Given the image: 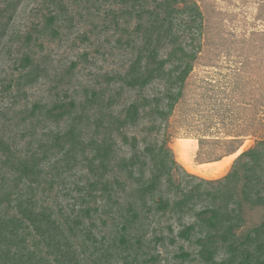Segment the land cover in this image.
I'll return each mask as SVG.
<instances>
[{"label": "rangeland", "instance_id": "374dc122", "mask_svg": "<svg viewBox=\"0 0 264 264\" xmlns=\"http://www.w3.org/2000/svg\"><path fill=\"white\" fill-rule=\"evenodd\" d=\"M190 1L188 10H169L174 11V32L181 36L187 54L185 59L195 58L182 100L167 120L144 114L136 125L127 126L123 134L131 141L137 139L141 153L146 147L167 143L179 165L178 179L185 182L188 173L212 181L224 178L237 158L256 145V137L244 136L243 145L235 154L220 158L218 156L227 148L212 140L234 133L246 134V121L264 113V0ZM141 2L0 0V9L11 6L5 14L7 19L0 20L2 25L8 23L5 36L0 39V139L10 143L22 157L34 151L43 154L49 147L59 144L55 139L60 135L73 127L78 131L81 148L71 157L68 167L63 168L66 154L57 146L46 156L47 180H42L38 198L60 215L70 217L79 213L81 207L92 210L100 206V212L94 214L95 223L88 217L84 219L85 224L92 227L91 236L82 233L76 240L85 264H101L103 258L108 264L124 263L126 248L119 240L125 235L121 228L125 218L131 222L127 226V233L131 235L128 240L135 248L129 252L131 258L139 259L138 264H206L199 255L201 246L197 240L201 235H194L192 241L179 236L196 217L181 219L176 214L159 210L155 204L160 198H175L167 183L154 200L148 198L146 206H142L138 194L140 183L134 179L140 177L141 165L134 169V178H130L122 163L126 164L133 157L134 150L131 142H123L121 134H113L116 153L112 172L107 176L113 198L105 196L102 199V190L94 193V199L88 194L89 183L98 177H89L87 159L94 153H84L83 149L87 151L86 145L91 140L100 142L107 135V124L101 123L104 113L110 109L109 101L113 99L110 112L123 116V111L141 96L151 101L167 95V85L161 81L140 93L122 90V83L112 80L126 73L136 58L135 48L143 44L144 37L137 33L142 20L135 12L140 9ZM159 2L147 0L148 11L159 10ZM59 8L66 12L61 14L53 29L47 27L46 20ZM109 11L119 14L120 27L111 26L110 19L105 23ZM159 11L166 16V10ZM8 17H11L9 22ZM143 19L147 23L148 14ZM28 34H32L31 41ZM170 50L169 44L164 46L160 50L162 57ZM28 57L30 62H26ZM26 64L29 66L25 67ZM92 93L96 94L95 101L88 103ZM71 102L76 104L72 115L60 122L47 120L48 111ZM250 103L255 111L247 110ZM36 105L41 107L38 112H34ZM202 137L208 141L201 148L199 138ZM3 158L0 156V166L4 165ZM12 170L4 166L0 175L12 177ZM151 171L149 166L146 178ZM7 184L14 183L8 181ZM25 185L23 183L22 189ZM137 203L138 216L132 220L130 205ZM263 218V207L248 211L249 228ZM88 237L90 240L84 244ZM228 257L222 249L215 261L230 264L223 262Z\"/></svg>", "mask_w": 264, "mask_h": 264}, {"label": "trees", "instance_id": "16d2710c", "mask_svg": "<svg viewBox=\"0 0 264 264\" xmlns=\"http://www.w3.org/2000/svg\"><path fill=\"white\" fill-rule=\"evenodd\" d=\"M138 1H142L141 6L135 12L138 13L137 16L142 22L137 26V33L144 37L143 44L135 48L136 58L131 62L126 73L115 76L112 80L122 83V90L126 88L140 93H144L153 83L161 81L167 85V95L151 101L141 96L140 100L123 111V116H114L110 112L113 99L109 101L110 109L104 113L101 123L107 124V135L100 142L91 140L86 145L87 151L83 149L84 153H94L87 159L89 177L92 178V175L98 177V180L89 183V198L94 199V193L97 190L103 191L100 193L102 199L105 196L109 199L113 198L107 176L112 172L113 160H115L116 143L113 134L117 132L123 136L125 144L131 142L134 150L133 157L126 164L122 163L124 169L130 174V178H134V169L141 165L140 177L134 179L140 183L138 194L142 206H146L148 198L154 200L163 184L167 183L170 192L175 194V198L173 200L160 198L155 201V204L159 210L176 214L181 219L188 216L196 217L195 222L186 225L179 236L186 241H192L194 235L198 237L201 235L197 240L201 246L199 255L206 264H218L215 259L222 249H225L229 256L223 260L224 263L264 264V218L250 228L247 221L248 211L258 207L264 208V113L258 117L259 119L246 121L244 124L246 134L235 135L234 133L212 140L219 145L225 144L227 149L218 156L222 158L235 154L243 145L244 136L251 135L257 138L256 145L237 158L231 171L224 178L212 181L200 179L188 173L185 174L187 178L185 182L178 179L179 165L167 143L155 148L146 147L141 153L138 151L137 139L133 138L131 141L123 134L127 126L136 125L144 114L167 120L182 100L186 81L194 69L195 58L185 59L187 54L181 42V36L174 32V11H169L170 8L177 9L179 12L188 10L192 1L160 0L159 10L164 9L168 13L165 17L158 8L150 13L147 0ZM10 7L9 5L0 9V20L7 19L5 14L9 12ZM64 12L66 11L61 8L57 9L46 20V26L53 29L54 24ZM147 14L149 19L146 23L143 18ZM109 19L111 26L120 27L118 13L109 11L106 13L105 23ZM10 20L11 17H8V22ZM6 25L0 23V39L5 36L8 26ZM2 28L5 30L3 31ZM27 38L31 41L32 34H28ZM167 44L171 46V50L166 57H162L160 50ZM30 60L31 58L28 57L26 62ZM28 64L25 67H28ZM176 88L178 90H175ZM95 95L92 93L91 101L88 100V103H94ZM118 95L121 94L118 93ZM247 106L249 112L256 109L252 103ZM75 109L74 102L56 105L53 110L48 111L47 120L60 122L66 116L72 115ZM39 110L41 107L36 105L34 112ZM79 138L78 131L73 127L55 139V143L59 142V144L45 151L43 149V154L34 151L22 157L10 143L0 139V156L4 157L3 161L1 160L4 165L0 166V170L4 166L13 168V173H10L12 177L2 178L0 175V264H85L83 252L77 247L76 240L82 233L91 236L92 227L85 224L84 219L88 217L92 223H95L94 214L100 212V206L92 210L81 207L79 213L70 217L66 214L60 215L38 198L42 180H47L44 161L51 148L55 150L57 146L63 150L67 159L63 168H66L70 165L71 157L76 156L81 148ZM207 141L208 139L203 137L199 138L200 147H204ZM149 166L152 171L150 177L146 178V170ZM103 179L105 182L101 183ZM197 180L199 182L193 184ZM8 181L14 184L8 185ZM50 181H53V178ZM23 183L27 184L25 189L21 187ZM95 204H98L97 199ZM199 205L201 208L198 210ZM130 206L129 216L133 220L138 216L136 208L139 207V203ZM130 223L128 218H125V223L121 227L125 235H122L119 243L126 248L124 252L127 253L123 264H138L139 259L131 258L129 252L132 251L130 249L135 250L131 240H128V237H131L127 233L129 229L127 226H130ZM88 240H90L89 237L85 239L84 244H87ZM105 260L108 264L105 258L101 259L100 263L104 264Z\"/></svg>", "mask_w": 264, "mask_h": 264}]
</instances>
